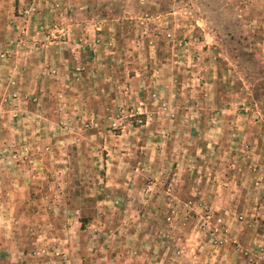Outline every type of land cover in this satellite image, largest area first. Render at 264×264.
Instances as JSON below:
<instances>
[{
  "label": "rangeland",
  "instance_id": "374dc122",
  "mask_svg": "<svg viewBox=\"0 0 264 264\" xmlns=\"http://www.w3.org/2000/svg\"><path fill=\"white\" fill-rule=\"evenodd\" d=\"M0 264H264V0H0Z\"/></svg>",
  "mask_w": 264,
  "mask_h": 264
},
{
  "label": "trees",
  "instance_id": "16d2710c",
  "mask_svg": "<svg viewBox=\"0 0 264 264\" xmlns=\"http://www.w3.org/2000/svg\"><path fill=\"white\" fill-rule=\"evenodd\" d=\"M80 222L82 223V222H83V220H80Z\"/></svg>",
  "mask_w": 264,
  "mask_h": 264
}]
</instances>
